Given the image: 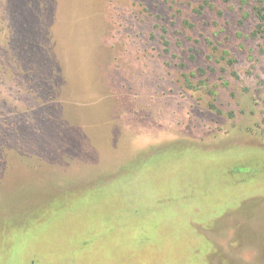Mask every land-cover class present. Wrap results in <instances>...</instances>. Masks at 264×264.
Returning <instances> with one entry per match:
<instances>
[{
    "label": "rangeland",
    "instance_id": "rangeland-1",
    "mask_svg": "<svg viewBox=\"0 0 264 264\" xmlns=\"http://www.w3.org/2000/svg\"><path fill=\"white\" fill-rule=\"evenodd\" d=\"M257 1L0 0V264H264Z\"/></svg>",
    "mask_w": 264,
    "mask_h": 264
},
{
    "label": "trees",
    "instance_id": "trees-1",
    "mask_svg": "<svg viewBox=\"0 0 264 264\" xmlns=\"http://www.w3.org/2000/svg\"><path fill=\"white\" fill-rule=\"evenodd\" d=\"M252 12L257 19V25L254 30V36L259 37L264 40V1L258 0L255 6L252 8ZM167 44V43H165ZM49 54H51L49 52ZM48 55V54H47ZM48 57V56H47ZM57 70L53 68L52 72L50 71V75L52 74L53 77H57L58 73ZM25 73V71H24ZM27 73V72H26Z\"/></svg>",
    "mask_w": 264,
    "mask_h": 264
}]
</instances>
